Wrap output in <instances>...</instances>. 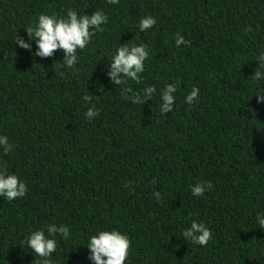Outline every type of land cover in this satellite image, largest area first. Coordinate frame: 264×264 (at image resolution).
<instances>
[{
  "label": "trees",
  "instance_id": "trees-1",
  "mask_svg": "<svg viewBox=\"0 0 264 264\" xmlns=\"http://www.w3.org/2000/svg\"><path fill=\"white\" fill-rule=\"evenodd\" d=\"M70 8L108 17L72 68L61 50L39 57L35 44L15 43L39 14ZM147 15L156 23L141 32ZM141 43L139 82L112 84L111 54ZM261 53L264 0H0V135L12 145L0 147V169L27 186L23 197L0 196V264H38L26 237L50 223L70 229L55 237L53 264H93L87 238L111 229L130 240L125 264H264V81L252 79ZM166 83L178 87L162 113ZM147 86L153 97L133 103ZM192 220L211 229L207 244L181 237Z\"/></svg>",
  "mask_w": 264,
  "mask_h": 264
},
{
  "label": "clouds",
  "instance_id": "clouds-1",
  "mask_svg": "<svg viewBox=\"0 0 264 264\" xmlns=\"http://www.w3.org/2000/svg\"><path fill=\"white\" fill-rule=\"evenodd\" d=\"M110 4H118L119 0H108ZM107 15L103 11H94L91 15L79 14L74 9H69L65 16L56 14L41 13L35 22L25 27L27 40L17 36L15 43L22 48L33 50L35 44V55L39 57L53 56L56 50L63 52L64 66L72 68L77 63V50H83L90 42L95 31H101V25L106 24ZM156 23L155 17L147 15L141 17L138 22L139 31L145 32L151 29ZM187 41L179 33L176 34L175 44L180 47ZM149 56V51L144 44L126 45L121 44L111 54V59L106 65V75L114 85H122L126 79L139 82L140 74L144 72L145 61ZM259 67L254 70L252 79L264 81V53L257 59ZM176 83H166L160 92L159 109L162 113L173 110L175 102L174 93L177 90ZM125 91H130L126 89ZM156 92L155 86H147L140 94H133V103L144 104L146 100L153 97ZM199 89L193 87L185 97V103L191 105L196 101ZM85 102H90L92 97L85 95ZM259 100H264V95H258ZM84 115L92 119L99 115V110L95 106H90ZM0 147L7 153L12 145L6 135H0ZM211 188V183H197L192 185L191 193L195 197L203 196L207 189ZM27 186L14 173H9L5 169H0V196L12 201L25 196ZM159 197V193H156ZM256 223L260 228H264V215L257 214ZM62 239L70 237V229L67 225L50 223L46 229L33 230L26 237L28 248L40 257L38 264H53L51 256L57 250L56 235ZM181 237L187 242L195 245H205L211 239V229L203 222L192 220L190 225L181 232ZM86 246L89 249V260L93 264H125L128 257L130 240L128 236L117 229L97 230L87 238Z\"/></svg>",
  "mask_w": 264,
  "mask_h": 264
}]
</instances>
